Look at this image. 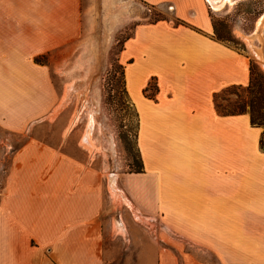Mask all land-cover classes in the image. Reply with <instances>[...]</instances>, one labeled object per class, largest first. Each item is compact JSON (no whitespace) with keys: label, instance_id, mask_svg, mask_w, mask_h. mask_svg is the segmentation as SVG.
Segmentation results:
<instances>
[{"label":"crops","instance_id":"obj_1","mask_svg":"<svg viewBox=\"0 0 264 264\" xmlns=\"http://www.w3.org/2000/svg\"><path fill=\"white\" fill-rule=\"evenodd\" d=\"M141 1L172 6L175 21L139 25L121 54L143 161L124 186L143 212L196 238V252L179 238L162 245L159 264H264L262 129L214 102L249 84V58L215 37L208 0ZM81 16L82 0H0V128L26 138L9 167L0 164V264H104L102 175L33 134L58 99L43 59L71 53ZM153 77L150 99L143 90Z\"/></svg>","mask_w":264,"mask_h":264},{"label":"rangeland","instance_id":"obj_2","mask_svg":"<svg viewBox=\"0 0 264 264\" xmlns=\"http://www.w3.org/2000/svg\"><path fill=\"white\" fill-rule=\"evenodd\" d=\"M208 5L219 31L231 38L224 42L248 56L255 78L264 88V0H234L217 10ZM174 17L170 5L154 7L141 0H82L81 30L71 53L56 51L43 59L50 64L58 99L53 113L37 124L33 134L102 175L104 264H159L162 245L174 247L176 238L186 252H196L192 241L196 238L168 228L161 214L143 212L124 186L125 176L139 170L143 161L138 144L141 117L128 93V60L121 54L139 25L175 21ZM137 88L133 86L134 96L138 95ZM157 92V79L153 77L143 94L155 99ZM249 96L244 88H225L217 101L231 109L234 107L230 105H243ZM246 109L250 114V107ZM258 127L262 129L260 144L264 149V121ZM25 139L0 128L2 170L9 167L13 151ZM193 199L187 204L196 205ZM187 215V231L196 233V214ZM168 218L175 221L176 215L170 213Z\"/></svg>","mask_w":264,"mask_h":264},{"label":"trees","instance_id":"obj_3","mask_svg":"<svg viewBox=\"0 0 264 264\" xmlns=\"http://www.w3.org/2000/svg\"><path fill=\"white\" fill-rule=\"evenodd\" d=\"M213 20V19H212ZM214 26V34L215 37L221 41H230L231 38L224 36L216 26L215 22H213ZM256 72L254 70V66H250V82L248 85H230L226 87V90L234 89V88H244L248 93H250V96L248 97V100L243 105H230L231 109H228L226 107H222L217 99L219 97V93L222 91H225V88L221 91H218L214 94V102L216 109L222 113L223 115H238L247 113V106L250 107V114H251V122L253 125L259 126L263 124L264 121V88L261 87V83L255 78ZM261 77L263 78V86H264V72L261 71ZM262 147V146H261ZM263 148V147H262ZM143 171V163L139 170L136 172Z\"/></svg>","mask_w":264,"mask_h":264},{"label":"bare ground","instance_id":"obj_4","mask_svg":"<svg viewBox=\"0 0 264 264\" xmlns=\"http://www.w3.org/2000/svg\"><path fill=\"white\" fill-rule=\"evenodd\" d=\"M209 3L211 4V6L217 10L219 9L220 7L223 6V4H226V3H233L234 0H208Z\"/></svg>","mask_w":264,"mask_h":264}]
</instances>
